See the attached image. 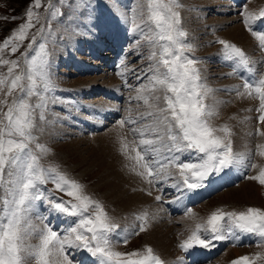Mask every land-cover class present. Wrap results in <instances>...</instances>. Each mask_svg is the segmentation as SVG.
Listing matches in <instances>:
<instances>
[{
    "label": "rangeland",
    "instance_id": "rangeland-1",
    "mask_svg": "<svg viewBox=\"0 0 264 264\" xmlns=\"http://www.w3.org/2000/svg\"><path fill=\"white\" fill-rule=\"evenodd\" d=\"M219 1L224 3H219ZM32 2L33 0H0V44L11 35L12 30L26 22V10ZM145 2L146 0H63L61 3V0H51L52 6L60 13L56 17L51 16L52 8L49 7V0H41V7L33 9L39 14L44 26L42 36L37 35L34 49H38L39 43L45 44V51L50 55L51 77L55 85L51 93L43 94L47 101L46 108L37 110V113L42 111L45 117L44 120L37 118V130L34 133L37 142L44 146L42 150H35L40 157L39 163L45 169L55 168L69 179L77 181L84 186L85 194L103 205L111 222L119 225L117 233L112 236L114 250L131 252L150 246L165 264L171 263L161 255L152 240L147 241V236L151 231L150 217L154 214L150 211L151 206L144 204L145 207L140 210L136 208V205L132 209L131 207L128 210L123 209L120 202L107 196L101 190V175H95L98 167L91 164L93 161L102 159L110 161L112 156L115 163L117 158L121 159V168H124L129 175L134 173L133 176L136 178L131 180L140 187V190L141 184L143 186L147 184L148 189L157 191L156 194L151 193L150 198L161 196V201H159L160 205L162 204L161 208L164 214L168 215L170 225L176 226L173 234L174 245L181 254L180 261L175 260L171 264H231L234 259L242 255L251 256L257 252L264 253V245L257 243V238L252 235H250V240L234 241L232 238L214 241L215 246L207 249L197 245L185 252L179 247V244L195 230L196 224H205L208 216L218 208L226 212L242 211L247 207L264 208V185L246 178L258 174L259 168L264 167V157L259 155V151H264V145H260L257 139L259 137L257 129L262 131L261 126L264 124L258 120L260 114L257 111L258 99H253L255 102L247 111L251 109L252 119L256 121L253 126V135L256 137L252 141L254 148L251 145L247 146L245 151L248 155H244L247 158L245 164H255L257 167L238 166L243 167L244 171L237 180L214 187V178L221 176V180L229 179V172L231 174L233 170L231 168L224 173L210 177L205 187L190 192L182 186H179L178 190L173 189L178 176V170L175 167L170 166L167 169L173 175L167 182H161L159 185L149 184L146 176L139 175L143 169L137 165L135 154L141 136L139 134L134 136L131 128H142L145 123H152L155 118L147 117V113L155 112L156 108L150 107L153 101L147 92L138 93L137 91L141 83H148L143 79L138 81L136 77L141 72H148L149 47L142 40L140 44H137L135 41L140 38V33H130L129 29L133 21L132 9ZM178 2L183 29L187 33L185 42L191 45V51L186 52V55L198 59L197 67L204 78L203 82L211 89L205 99L206 105L209 106L212 98H215L211 95L212 91L224 94L225 96L221 98L225 100H221L223 102L228 101L226 99L229 94L238 93L232 86L228 88L225 84L226 80L233 77L232 75L236 79L239 78L241 85L247 78L252 81L255 75L259 78L264 75V47L260 46L257 38L248 30L250 27L253 31H264V17H260V11L264 10V1H261L256 12L249 9L252 0H178ZM242 11L246 15L251 12L252 19L248 27L243 23L240 14ZM12 17L16 19L13 20ZM136 22L139 23V19ZM237 25H243L254 38L258 49L256 54H259V57L256 54L253 57L259 58L258 63H253L254 58L249 56L247 50L228 35ZM39 28L40 24H36L35 28L29 30V35L36 33ZM219 40H225L241 48L253 68L249 71V66H238L234 61L226 60L223 53L224 46L219 43ZM90 41L94 42L96 50L91 48ZM30 42V39H26L15 54L11 53L10 48L5 50L4 58L19 59L23 70L26 71L27 65L24 64L21 53L25 51ZM99 43L100 46H98ZM101 52L103 55L106 53V56L101 55ZM34 54V50L28 52L29 57ZM244 68L249 72L247 78L239 71ZM14 71L19 73L21 69L17 68ZM3 75H7V66L0 65V76ZM110 77H114L116 82ZM243 92L244 89L241 93ZM138 94L142 97L141 99H135ZM97 98H102V102L97 101ZM145 98L148 99V104H145ZM2 99L4 95L0 92V100ZM8 99L10 101L12 97ZM52 100H55V104L51 102ZM29 102L39 103L40 98L33 96ZM4 110L6 111V108ZM140 114H144L146 119L141 120ZM223 117H226L225 113L219 118L214 115L211 122L218 127L227 126L230 129L234 151L239 153L241 148L236 145L235 129L229 127L228 123L223 121ZM233 117L234 115L231 116ZM124 118L134 123H126L122 127L118 121ZM57 129L59 131L55 133ZM168 143L165 139L164 144ZM125 145H127L126 148ZM157 146L160 147L162 153V156L157 157L158 159L168 155L163 146L159 144ZM181 155L183 159H188L186 154ZM244 183H252L255 188L250 200L242 195L240 197L238 190H235L234 196L239 197L238 200L231 198L229 202L225 201L223 204L220 201L214 204L215 206H211L207 213L198 214V222L193 219L195 216L193 210L196 207L210 199L219 201L221 199L218 196L222 192L241 188ZM42 188L54 189V184L49 181L42 185ZM193 193H197L198 196L200 194V196L193 201H188V195ZM54 196L61 197L65 201L73 199L66 192L59 190H54ZM186 208H191L192 211L186 214ZM37 216L40 219H37ZM76 219L55 213L45 201L37 202L36 213L33 216V222L36 225L43 227L44 224H48L60 234H64L69 227L74 226ZM184 219H189L190 223L185 221L184 224ZM173 235L171 237L174 239ZM199 235L202 239H210V235L204 233L203 229ZM125 238L127 243L123 242ZM69 256L72 264H98L96 258L83 249L72 248L69 250Z\"/></svg>",
    "mask_w": 264,
    "mask_h": 264
},
{
    "label": "snow or ice",
    "instance_id": "snow-or-ice-1",
    "mask_svg": "<svg viewBox=\"0 0 264 264\" xmlns=\"http://www.w3.org/2000/svg\"><path fill=\"white\" fill-rule=\"evenodd\" d=\"M40 7L41 0H33L26 10V22L12 30L0 44V65L7 66V75L0 76V92L4 95L0 100V264H72L69 256L72 248L86 250L98 264H165L150 246L131 252L114 250L112 236L119 225L111 222L103 205L85 194L84 186L77 181L55 168L45 169L39 163L40 157L35 150H42L44 146L37 142L34 133L37 118L44 120L45 117L37 110L46 108L43 94L55 88L45 44L39 43L38 49H34L37 35L42 36L44 28L39 14L33 11ZM49 7L52 17L60 14L51 0ZM179 7L178 0H146L132 9L129 32L140 33L135 42L140 44L142 40L149 47L147 59L150 61L148 72L136 77L148 83H141L137 91L151 96L153 104L150 107H155L156 111L147 113V117H155L152 123L131 128V132L141 136L135 154L137 165L143 169L139 173L141 177L146 176L149 184L159 185L173 175L167 171L172 166L178 170L177 183L173 187L182 186L194 192L205 187L213 175L237 166L255 168L257 165L245 164L244 155L234 151L232 133L227 126L218 127L211 122L215 114L205 104L211 89L203 82L198 59L186 55L191 45L185 42L187 33ZM240 14L248 27L252 17L243 11ZM260 17H264V10L260 11ZM36 24H40V28L30 36L29 30ZM248 30L264 47V31H253L250 27ZM26 39L31 42L21 53L27 65L24 71L19 59H5L3 54L9 48L11 53H17ZM219 43L224 46L226 60L238 66L249 65L250 60L241 48L225 40ZM30 50L35 54L29 57ZM17 68L21 69L19 73L14 71ZM242 87L244 92L238 94L258 99V120L264 123V75L258 80L245 79ZM33 96L39 97L40 102L30 103ZM8 97L12 99L9 101ZM141 98L139 94L135 97ZM51 102L55 104V100ZM145 104H148L147 98ZM140 119H146L144 114H140ZM118 123L123 127L134 122L124 118ZM257 134L264 136V131L258 128ZM165 139L168 144H164ZM158 144L168 153L162 159L157 158L162 156ZM181 154H186L188 159H183ZM259 155L264 157V151H259ZM246 178L264 185V167L259 168L258 174ZM49 181L54 189L42 188ZM54 190L66 192L73 199L65 201L55 197ZM155 200L161 201V196H156ZM41 201L47 202L55 213L77 218L74 226L60 234L48 224L36 225L33 216L37 202ZM191 211V208L185 209L186 214ZM201 229L210 239L201 238ZM236 232L252 235L257 243L264 245V208L247 207L227 212L218 208L208 216L205 224H196L195 230L179 247L185 252L197 245L211 248L215 246L214 241L239 239ZM123 242L127 243V239ZM258 262L264 264V253L242 255L231 264Z\"/></svg>",
    "mask_w": 264,
    "mask_h": 264
},
{
    "label": "bare ground",
    "instance_id": "bare-ground-1",
    "mask_svg": "<svg viewBox=\"0 0 264 264\" xmlns=\"http://www.w3.org/2000/svg\"><path fill=\"white\" fill-rule=\"evenodd\" d=\"M261 1H264V0H252V2L250 3V8H249L250 11H255L257 9V7L260 5ZM219 3H224V2L219 1ZM255 12H254V14H255ZM248 14L250 15L251 12H249ZM226 34H228V33H226ZM228 35H230V37H232L234 41L240 43L247 50L249 56L253 57V55H255L257 53L258 49L256 48L254 38L252 37V35L249 32H247L245 30L243 25H237L233 29V31ZM100 45L101 44L99 43L98 46H100ZM108 53H110V52H108ZM250 54H252V55H250ZM103 56H106V53ZM110 56H111V53H110ZM256 56L259 57V54H256ZM256 56H255V58L253 57L254 59H252L253 63H255V64L258 63V61H259V58ZM248 66L250 69L253 68V67H251L250 63ZM241 69L239 71L241 73H243L247 78L249 75V72H248L249 69L248 70L246 68H244L243 70H241ZM229 73L231 75V72H229ZM232 76L233 77L231 79H228L225 81V84L227 85L228 88H231V86H232L236 92L241 93L243 90L242 89L243 87L241 85L242 84L241 81L238 80L239 78L236 79L234 75H232ZM252 76L253 75H251V77ZM104 77H106V76H104ZM107 79H109V77ZM110 79L112 81L116 82L114 77H110ZM247 79H249V78H247ZM258 79H259V77L257 75H255L254 79H252V80H258ZM112 90H113V88H112ZM228 90H230V89H228ZM235 91L233 90V92H235ZM113 92H115V91H113ZM238 93H236V94L234 93L235 95L233 93H231V94H229L227 99L225 98L228 101L231 100L230 101L231 103H230L228 101L223 102L225 100H223L221 98L225 96L224 94H222L218 91H214V92L212 91L211 95H213L215 98H212L211 102L209 103V108L215 114V116H217L218 118L220 116L224 115V113L226 114V117H223V121L225 120V122L228 123L229 127H231V128L233 127L235 129L236 134L234 136H235L236 145L241 148V149L239 148L240 149L239 153H242L243 155L246 156V155H248L245 151L247 146L251 145V147H253L252 141L254 140V138H256L253 135V132H254L253 126H255L256 121L254 119H252V114L250 113L251 109L249 110V112H247L248 109L253 106L255 101L252 98H249L246 94L240 95ZM101 100H102V98H97V101L102 102ZM221 100H223V101H221ZM93 101H96V100H93ZM226 105H227V107H226ZM233 115H234V117L231 118V116H233ZM74 121H77V119H75ZM75 124L77 125V122ZM261 129H262V131H264V124H262ZM58 131H59V129H57V131H55V133ZM258 136L259 137H257V139L260 142L259 144L264 145V136H260V135H258ZM100 146H98V147H100ZM260 148H261V146H260ZM92 153H93V151H92ZM112 153H114V151ZM246 159L247 158H245V160ZM116 161L117 162L115 163L113 156H112L110 161L108 159H102V160H98L96 162H94V161L92 162L93 163V164H91L92 166L98 167V172L95 175H97V176L101 175V181H102L101 182V184H102L101 190H103V192H105L107 194V196L112 197L114 200H117V202H120L123 209L128 210V209H130V207L132 209L134 205H136V208L138 210L142 209V207H145L144 204L151 206L150 211H153L154 214L152 213L153 215H151V217H150L151 231H149V234L147 236V241L152 240V242H154L156 244V246L158 247L161 255L164 258H166V260H168V262L174 263L175 260L180 261L179 258L181 259V257H180L181 254L177 251V247H175V245H174L175 237L173 234H174V230H175L176 226L170 225L168 215L164 214L163 209L161 208L162 204L160 205L159 201L155 200V197L150 198L149 197L150 195H148L149 192H151L152 194H156L157 191H153V189L152 190L148 189L147 184H145L146 186H143V184H141V190H140L139 189L140 187H138V185L134 181L131 180V179L136 178V176L135 177L133 176L134 173L132 175L131 174L129 175L128 172L126 170H124V168H121L122 162H121L120 158L119 159L117 158ZM237 168H239V169H237ZM237 168L233 167V170H232L231 174L229 175L230 178L227 179L226 182L237 180L242 175V173L244 171L243 167L237 166ZM143 182H145V181H143ZM222 182H224V181L222 180ZM174 184H176V182ZM144 188H145V190H144ZM178 188H179V186L173 187L174 190H178ZM235 190H238L237 193L240 194V197L242 195V197H245L248 200H250L251 199L250 196H252L251 194L254 193L255 188H254L252 183H244L243 185H241V188H238V189L233 188V189H229L228 191L226 190V191L222 192V194L220 196H218L219 199H221V200L218 201V200L210 199L209 201L204 202V204L200 205L199 207H196L193 210V212H195V216L193 217V219L195 221H197L198 220V218H197L198 214L201 215V214L207 213L208 210L211 208V206H213L214 204L216 205V203H218L220 201H221V204H223V203H225V201L229 202L231 200V198H233V200H238L237 198H239V197L236 198L234 196ZM131 191H134L133 192L134 194L131 193ZM135 191H136V193H135ZM199 196H200V194H199ZM199 196L197 193L190 194V195H188V201H193ZM138 203H139V206H138ZM150 211H148V213ZM185 221L187 223H190L189 219H184L183 223ZM164 229H165V231H164ZM172 235H173L174 239L171 237ZM235 235L238 236L239 239H236L235 237H233L234 241H238L241 239H247L248 236H249V239H251L250 235H247V234L242 233V232H236ZM235 252L239 253L237 251H235ZM177 264H179V263H177Z\"/></svg>",
    "mask_w": 264,
    "mask_h": 264
}]
</instances>
